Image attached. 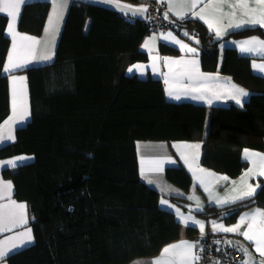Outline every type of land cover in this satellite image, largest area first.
I'll return each instance as SVG.
<instances>
[{"label":"trees","instance_id":"trees-1","mask_svg":"<svg viewBox=\"0 0 264 264\" xmlns=\"http://www.w3.org/2000/svg\"><path fill=\"white\" fill-rule=\"evenodd\" d=\"M158 5L152 1V12L141 18L76 0L53 61L24 70L31 116L16 129L15 141L0 146V159L33 156L3 169V175L12 180L14 197L27 204L34 241L8 256V264H129L179 240L181 223L160 206V192L140 177L138 141L200 140L201 164L232 178L247 167L244 148L264 151V76L253 73L251 58L235 46H223L226 39L264 37V30L246 28L218 38L201 21L171 20L165 10L169 30L198 49L204 70H219L250 92L242 106L171 102L160 79L126 73L129 64L148 58L141 45L155 32L148 20ZM49 8V1L26 3L18 29L40 35ZM6 23L0 14V123L9 113L2 74L9 47ZM159 50L180 54L163 42ZM164 175L184 191L192 187L181 165L167 167ZM172 199L188 206L185 198ZM252 206L264 208V181L251 197L196 213L233 223ZM198 233L190 226L185 237ZM211 236L203 241L217 244Z\"/></svg>","mask_w":264,"mask_h":264},{"label":"crops","instance_id":"crops-1","mask_svg":"<svg viewBox=\"0 0 264 264\" xmlns=\"http://www.w3.org/2000/svg\"><path fill=\"white\" fill-rule=\"evenodd\" d=\"M32 1H49L50 8L45 21L43 31L40 35L22 32L18 29V20L23 6ZM76 0H20V6L17 10L15 18L8 16L7 13H0L7 17L5 26V35L9 38V47L5 57L2 68V74L7 77L8 83V96H9V113L0 123V134L5 137L11 136V139H5L0 142V146L15 141L16 129L25 125L31 116L30 112V98L27 75L24 70L33 65H44L51 63L54 59L56 46L61 33V29L72 2ZM92 1L104 6L111 7L119 12L130 14L135 17H146L152 12V1L163 2L167 7V16L171 20H180L181 18L176 14L178 12L184 13V18H194L201 21L208 29V21L213 25L211 31L216 36V30H220L223 35L218 38H224L230 32L242 30L246 28L259 27L264 30L260 25H245L241 28L229 27L235 25L241 20H247L256 16L258 18L264 6L258 5L256 0H248V10L250 15H245V9L233 5L237 4V0H200L195 8L192 7V0H144L143 2H129L126 0H87ZM3 6V0H0V7ZM146 9L140 13H135L136 8ZM200 13L204 17L201 20L193 13ZM233 13H235L233 15ZM52 17V23L49 24V17ZM13 24L12 32L8 31L9 23ZM169 32L180 44L173 42L171 39L165 40L163 37ZM13 34L15 36L17 47L13 49ZM27 36L35 38L33 40H22L21 37ZM217 37V36H216ZM250 38H258V40H250ZM247 41V43H245ZM264 41V37L259 34H252L247 37L239 39H226L223 46L233 45L237 48L240 55L251 58V70L257 75L264 76V71L254 68L253 65L264 64V45L260 43ZM147 42L148 47L144 45ZM169 44L180 51L177 55H164L159 50L160 43ZM181 44L188 45V47L195 48L191 44L181 40L172 30H165L162 32H151L148 34L141 45L148 58L146 61H136L129 64L126 68L128 75H136L140 78H157L162 81L164 93L167 100L171 102H190L193 104H202L206 106H228L235 104L242 106L249 98L250 92L243 86L239 85L231 79L230 76L221 73L219 70L206 71L201 66L199 51L196 53L188 52L187 49H182ZM241 47H251L255 49L251 52H241ZM12 53L13 60L21 62L27 60L28 63L23 67L13 69L9 72H4V67L8 63L9 53ZM47 56L48 59H41ZM190 61H197L196 64L189 63ZM136 66V67H133ZM132 69V71H129ZM198 76L202 83H193L189 80V76ZM12 77H24V80H13ZM167 81V82H166ZM233 86L245 90L248 95L242 98V105L237 104L231 98L235 95ZM171 89L174 94H179V100L170 97L168 90ZM196 89V91H194ZM24 93V108L22 109L19 104L20 91ZM14 91L17 93V103L14 107ZM184 92H189L190 95H184ZM203 95L204 99H193V95ZM219 97V98H217ZM209 100L211 103H209ZM26 111V115L21 116ZM199 144V148L189 147L188 145ZM247 149L249 153H256L258 155H249L245 158L244 150ZM137 160L139 174L142 180L148 185L157 189L161 198L159 204L162 208L172 211L181 223V237L179 240L174 241L167 246L178 245L177 248H170L167 254L163 253V248L159 254L146 258H137L129 264H154V261L159 260L161 264H198V259L193 258V254L198 257L200 244L203 240L212 235L217 245L221 249L233 246L238 248L242 253V258L237 264H264V256H261L255 250L254 242L247 240L240 233L247 230V226L252 222L251 216L247 217L240 225L238 232H226L221 230L213 231V221L217 226L222 225L224 228L236 225L240 221V217L245 213H253L259 209L264 211L263 207L252 206L243 210L233 223H225L223 220L214 217H202L196 212L197 205L201 206V210L207 206L223 207L228 204H217L216 200L231 199L232 197L239 196L242 192L250 190L248 185L258 190L264 176L260 175L264 168L261 167L260 156H264V151H258L250 148L242 150V158L246 161L247 167L237 177H229L227 174L215 172L201 164L202 142L200 140H175V141H138L136 143ZM21 158V159H17ZM32 155H15L9 158L0 159V250L5 252L3 257H0V264H8L7 258L11 254L25 248L34 241L33 232L30 226V216L27 204L24 201L17 200L14 197V185L10 178L3 175V169L14 168L11 164L7 163L12 160L15 161L16 166L32 160ZM181 165L190 174L192 179V187L188 191L173 185L165 178V170L167 167H174ZM15 166V167H16ZM203 169L204 171H201ZM248 169L252 172L245 175ZM211 173V174H210ZM227 177V179H224ZM243 178V179H242ZM203 180L204 184L201 185L199 180ZM10 183V187H6ZM205 188L208 191H205ZM209 193H211L210 199ZM173 197L185 198L188 201V206L185 208L178 202L172 199ZM192 197V199H189ZM246 199V198H245ZM161 200H167L168 205L161 204ZM241 201L237 200L236 202ZM25 205L20 208L19 205ZM179 210L178 212L176 210ZM257 222L260 216L256 217ZM187 221V224L185 223ZM192 221L203 223V233L200 230L199 224H193ZM195 227L198 229V235L193 238L185 237L188 227ZM31 236V242L22 246L21 241L27 240V236ZM186 241L195 243V247L189 249L186 244L181 243ZM17 245L18 247H14ZM244 249H247L248 255L244 254ZM11 250V251H9Z\"/></svg>","mask_w":264,"mask_h":264},{"label":"snow or ice","instance_id":"snow-or-ice-1","mask_svg":"<svg viewBox=\"0 0 264 264\" xmlns=\"http://www.w3.org/2000/svg\"><path fill=\"white\" fill-rule=\"evenodd\" d=\"M200 0H192V7L195 8L196 4L199 3ZM256 3L258 5H261V6H264V0H256ZM19 6H20V0H3V6L0 7V13H7L8 16H11L13 18L16 17L17 15V10L19 9ZM236 6H239L243 9H245V12L244 14L245 15H250V10H248V0H237V4L236 5H233V7H236ZM146 9H143V8H136V11L134 14L136 13H140L142 11H145ZM181 19L184 18V13L183 12H178L176 13ZM235 13H233L234 15ZM167 13H165V18H167ZM194 16H198L201 20L204 19V17L202 15H200V13H193ZM206 23H208V26H209V29L211 30L213 25L211 23H209L208 21H205ZM52 23V17L50 16L49 17V24ZM260 25L262 27H264V10H261L258 18L256 16H252V18L250 19H247V20H241L239 23L235 24V25H229V27H235V28H241L245 25ZM13 30V24L10 22L9 25H8V31L9 32H12ZM18 35V34H13V49L15 50L16 47H17V44H16V39H15V36ZM185 35H188L187 33H185ZM223 35V33L220 31V30H216V36L219 37ZM165 40H169L171 39L173 42L177 43V44H180V41L176 40L174 36H172V33L169 32L166 36L163 37ZM22 40H33L34 42H38V41H35V38H32V37H27V36H23L21 37ZM250 40H258V38H250ZM198 43V41H197ZM247 43V41L245 42ZM260 43L262 45H264V41H260ZM145 48L148 47V44L147 42L145 43L144 45ZM181 48L182 49H187L188 52H191V53H196V49L195 48H191V47H188V45H185V44H181ZM241 52H251V51H254L255 49L251 48V47H241ZM49 57L47 56H44V57H41V59H48ZM28 61L27 60H23L21 62H17V61H14L13 60V56H12V53L10 52L9 53V57H8V63L5 65L4 67V72H9L13 69H17V68H20V67H23L25 64H27ZM189 63L191 64H196L197 61H190ZM133 67H136V66H133ZM254 68H257L258 70L260 71H264V64H260V65H256L254 64L253 65ZM129 71H132V69H129ZM13 80H24V77H12ZM189 80L192 81L193 83H202V81H200L199 77L198 76H192L190 75L189 76ZM167 82V81H166ZM233 88L235 89V95H232L231 98L234 99L236 101L237 104H241L242 105V98L247 96L248 93L241 89V88H238L236 86H233ZM194 91H196V89H194ZM168 95L170 97H173L177 100H179L181 98V96L179 94H174L172 92L171 89L168 90ZM184 95H190L189 92H184ZM19 96V104L21 106V108L23 109L24 108V93H23V90L20 91V93L18 94ZM191 98L193 99H204V96L201 94V95H193L191 96ZM219 98V97H217ZM17 103V93L14 91V100H13V104H14V107ZM209 103H211V101L209 100ZM26 111L23 112L22 116H21V119H23V116L26 115ZM5 139H11V136H8V137H5L3 136L2 134H0V142H3ZM189 147H194V148H199L200 145L199 144H195V145H188ZM244 153H245V158L247 159L249 157V155H258L256 153H249V151L247 149L244 150ZM17 159H21V158H17ZM260 160H261V167L264 168V156H260ZM7 163L11 164L13 167L16 166L15 164V161H8ZM201 171H204L203 169H201ZM252 172V169H248L247 173L245 175H248ZM211 174V173H210ZM260 175L264 176V171H261L260 172ZM224 179H227V177H224ZM243 179V178H242ZM199 183L201 185L204 184V181L201 179L199 180ZM6 187H10V183L8 185H6ZM249 189L248 191H245V192H242L239 196H235V197H232L231 199H225V200H216L215 202L217 204H228V203H235L237 200H243L245 198H248V197H251L255 194V188H253L251 185H248ZM205 191H208L207 188H205ZM209 196H210V199H213L211 197V193H209ZM189 199H192V197H189ZM161 204L163 205H168V201L167 200H161ZM20 208H24L25 205L21 204L19 205ZM197 209L198 210H201V206L200 205H197ZM177 212L179 211L178 209L176 210ZM257 215L260 216V220L259 222H257L256 220V217ZM251 216L252 218V222L248 224L247 226V230H245L244 232L240 233L241 235H243L247 240L249 241H253L254 242V246H255V250L256 252H258L261 256H264V211L262 210H255L253 213L249 214V213H245L244 215H242L240 217V221L234 225V226H231V227H227V228H224L222 225L220 226H217L216 223L213 221V231H217V230H223V231H226V232H238L239 231V228H240V225L245 221V219L247 217ZM187 224V221L185 222ZM193 224H199L200 225V230L201 232L203 233V223L202 222H198V221H192ZM0 230H3V229H0ZM31 236H27V240H22L21 241V245L19 246H22L26 243H30L31 242ZM181 243L183 244H186L188 246L189 249L191 248H194L195 247V243H189V242H186V241H182ZM14 247H18L17 245H14ZM178 245H172V246H167L163 249V253L164 254H167L170 250V248H177ZM11 251V250H9ZM244 254L245 255H248L247 253V249H244ZM5 255V252L3 250H0V257H3ZM193 258L194 259H199V257H196L194 254H193ZM154 264H161V262L159 260H156L154 261ZM244 264H247V261H244Z\"/></svg>","mask_w":264,"mask_h":264},{"label":"built area","instance_id":"built-area-1","mask_svg":"<svg viewBox=\"0 0 264 264\" xmlns=\"http://www.w3.org/2000/svg\"><path fill=\"white\" fill-rule=\"evenodd\" d=\"M165 10V4L159 2L156 14L148 20L152 31L169 30V24L163 19ZM198 257V264H237L242 258V253L238 248L233 246L221 249L213 242L202 241Z\"/></svg>","mask_w":264,"mask_h":264},{"label":"rangeland","instance_id":"rangeland-1","mask_svg":"<svg viewBox=\"0 0 264 264\" xmlns=\"http://www.w3.org/2000/svg\"><path fill=\"white\" fill-rule=\"evenodd\" d=\"M166 9H167V7H166Z\"/></svg>","mask_w":264,"mask_h":264}]
</instances>
